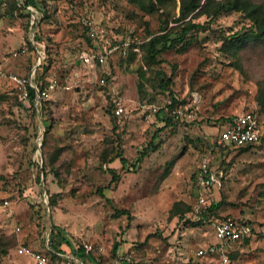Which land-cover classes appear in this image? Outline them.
<instances>
[{
  "label": "rangeland",
  "instance_id": "rangeland-1",
  "mask_svg": "<svg viewBox=\"0 0 264 264\" xmlns=\"http://www.w3.org/2000/svg\"><path fill=\"white\" fill-rule=\"evenodd\" d=\"M175 1L168 8L177 17L180 0ZM38 2L50 13L40 29L53 60L45 83L52 78L58 83L45 97L46 105L35 110L31 101L20 100L9 76H0V252L7 248L0 264H22L25 257L35 264L19 246L37 249L34 239H50L40 214L48 226L61 220L82 228L84 236L92 233L93 238L79 236L78 241L94 245L95 264H220L195 252L215 238L217 223L236 218L264 231V141L247 148L217 149L215 144L229 117L249 109L260 113L264 129L257 99L264 41H252L237 54L225 46L254 29L252 21L242 11L217 17L197 11L193 20L203 26L193 30L192 40L164 51L162 63L148 64L143 45L164 26L163 8L149 14L128 0ZM27 14L5 13L0 58L28 46L36 25L29 29ZM86 18L96 21L99 35L110 41L131 36L139 42L132 40L127 54L117 51L102 65L88 64L80 58L90 44ZM178 24L170 19L171 27ZM26 61L25 56L9 58L3 67L25 75L37 64L35 58ZM162 78H171L170 89L162 87ZM118 97L125 106L121 117L114 113ZM154 107L182 113L161 129ZM117 151L128 155L132 170L120 169L121 179L106 189L112 173L103 158ZM205 159L224 171L221 186L205 190L196 183L195 172ZM200 191L203 205L196 199ZM178 202L184 212L174 215ZM118 209L129 214H117ZM118 217L122 224L116 233L104 237ZM120 240L129 244L116 251ZM229 252L232 264H264L260 238L232 243Z\"/></svg>",
  "mask_w": 264,
  "mask_h": 264
},
{
  "label": "built area",
  "instance_id": "built-area-1",
  "mask_svg": "<svg viewBox=\"0 0 264 264\" xmlns=\"http://www.w3.org/2000/svg\"><path fill=\"white\" fill-rule=\"evenodd\" d=\"M8 5L7 0H0V23L4 18L5 10ZM28 8L32 12V24L37 21L40 16V12L37 8L30 5ZM85 25L87 26L90 35L96 41L95 47L91 51L82 50L80 53V58L88 64L97 66L98 64H104L108 58L114 55L115 52L119 51L122 54H127L128 49L133 41H137L138 38L132 39L131 36L121 39L120 41L116 38L117 41L112 43L105 36L99 35L98 27L96 21L92 18H86L84 20ZM33 26V25H32ZM31 26V29L33 28ZM34 32V31H33ZM31 40L34 42L39 53L37 63H41L45 58V47L44 43H38L34 38V33H32ZM139 42V41H137ZM136 51H139V46H135ZM30 52L28 46H23L20 49H16L11 52L13 56H19ZM34 69L28 74H18L14 72L7 73L3 67V64L0 63V76L7 75L11 81L15 84V87L18 89V95L21 101H26L30 94V87L36 89L37 97H41V101L45 98L50 89L58 83L57 78H52L46 82L43 87H38L36 81V74ZM105 81V79H102ZM36 97V105L39 109L41 101L38 102ZM122 98H115L114 104V113L116 116L121 117L125 113V106L122 103ZM155 112H159V109L154 107ZM182 113V109H173L170 112H165L167 117H179ZM42 141L38 139L39 142ZM264 141V129L262 127L261 115L256 109H249L237 114L232 115L226 126L221 130L219 136L217 137L215 144L217 148H230V147H242L249 144H260ZM223 176V171H219V168L213 167L208 160L200 166L199 174L197 177L198 185L200 188L205 190L212 188L214 185L221 186V178ZM200 204L206 202L205 196H201L198 199ZM254 226L243 220L236 218H228L223 221H220L216 224V235L219 239L218 243L211 244L205 248H200L197 251L199 256L205 255H214L218 254L222 259L224 264L230 263L228 246L235 242H240L245 238L251 236L253 233ZM264 233V231H263ZM82 249L86 253H90L94 250V245L92 243L83 242L81 243ZM102 250V247H98ZM50 250V252H48ZM19 253L26 254L30 256L35 264H76L78 262V257L76 255L65 254L61 251L54 249H47V251L40 249H33L27 245L19 246ZM80 258V257H79Z\"/></svg>",
  "mask_w": 264,
  "mask_h": 264
},
{
  "label": "trees",
  "instance_id": "trees-1",
  "mask_svg": "<svg viewBox=\"0 0 264 264\" xmlns=\"http://www.w3.org/2000/svg\"><path fill=\"white\" fill-rule=\"evenodd\" d=\"M46 1V0H44ZM129 2L135 4L138 6L141 10H143L146 13L153 14L157 11H159L161 8L164 9V12L166 14V18L164 20V26L161 28V31L155 35H153L146 43H144L143 47L145 48L146 52V62L148 64H155V63H162L165 61L162 57V53L170 48L177 47L180 43L189 40L191 41V34L193 30L196 28H199L203 25L201 23H196L193 19L198 17V14L196 12L200 11L202 13H208L212 14L214 17H217L223 12H230V11H242L253 23L254 29L250 31H246L242 34L238 33L237 35L233 36L231 39H228L226 41V49L228 51H232L235 54L246 46L248 43L252 41H264V4L260 2H255L253 0H180V14L179 16L175 17V13H172L169 11V4L171 1L175 2V0H128ZM8 5L6 7L5 13H14L16 11L24 12L26 11L28 14V26L29 29L32 25H36V30L34 32V38L38 43H44L46 45L45 47V58L44 60L38 65L36 68L35 74H36V81L38 84V87H43L45 84V74L47 70L52 65V59L49 55V47L48 44L42 40L41 35V27L43 20L49 16V10L48 5L45 3V5L40 6L38 0H7ZM34 6L39 10L41 13L37 21L33 24L32 23V12L28 8V6ZM192 16L188 18L190 15ZM174 17L175 21L179 23L178 25L171 27L169 25L170 19ZM86 26V25H85ZM87 27V26H86ZM90 44L86 45L85 51H91L95 45L96 41L94 38L90 35H88ZM117 41L116 39H112V43ZM28 48L30 51L36 52L37 48L34 44V42L31 40V38H28ZM28 74V73H27ZM143 74V73H141ZM171 78H162L161 85L164 89H170L171 88ZM143 86V83H140V88ZM36 97L37 92L36 89L33 87H30V94L27 100L31 101L33 108H37L36 105ZM257 99L259 101L260 110H264V79L260 81V87L257 95ZM45 98L42 99L41 104L39 106V109L41 110L45 105L46 102L44 101ZM36 110V109H35ZM260 114V113H259ZM158 118L162 122L161 129H164L165 126H167L169 123L173 122L170 117L166 118V114L164 109L159 110L157 113ZM230 118V117H229ZM229 120V119H228ZM228 122V121H227ZM47 127H49L47 125ZM221 132V131H220ZM220 134V133H219ZM256 145V144H255ZM254 146V144H249L246 147ZM36 149V146H34ZM224 149V148H220ZM147 154L146 151L142 152L140 157L137 159L140 161L145 155ZM117 157H120L122 161L126 164L127 159L125 156H123V153L121 151H117L114 153V155L111 157V159L107 160L108 158H103L104 162H108L110 160H113ZM54 169V165L51 168ZM113 174V180L117 181L120 178V175L114 171L113 169L110 170ZM198 182V181H197ZM32 206L35 205L33 201H30ZM43 206L44 209H46L45 203H39ZM57 204V199L51 195L50 196V206H55ZM181 203L178 202L172 209L174 215H178L179 212L183 211L181 208ZM220 203H213L210 207V210H215L218 208ZM186 208L190 209V205H186ZM209 209H205L204 216H206V212ZM128 210H120L117 213L118 214H126L128 213ZM40 219H42L43 229L45 231L50 228V247H52L54 250H59V247L57 246V240H58V229L57 226L51 222V225L48 226L46 217L43 214H40ZM241 220V219H239ZM246 221V220H243ZM253 225L251 221H247ZM254 226V225H253ZM254 237L260 238L264 240V233L263 231L257 229L254 226L253 233L251 236L245 238L244 240L240 242H248L252 240ZM118 245L115 246V250L117 251ZM3 252H0L2 254H7V248L3 249ZM229 251V249H228ZM50 252V250H48ZM52 253V252H50ZM229 252V257H230ZM230 264H232V259L230 257Z\"/></svg>",
  "mask_w": 264,
  "mask_h": 264
},
{
  "label": "crops",
  "instance_id": "crops-1",
  "mask_svg": "<svg viewBox=\"0 0 264 264\" xmlns=\"http://www.w3.org/2000/svg\"><path fill=\"white\" fill-rule=\"evenodd\" d=\"M12 52V51H11ZM11 52H9V54H7L8 56H3L2 58H0V63L1 64H3L4 66H5V62L9 59V58H17V57H21V56H25V58H27V60L28 61H26L27 63H29V61L32 59V58H35L36 59V62L38 61V56H39V53L38 52H33V51H30V52H28V53H25V54H21V55H19V56H13L12 54H11ZM10 55V56H9ZM12 67H17L18 68V65L17 64H12ZM34 69V68H33ZM32 69V70H33ZM247 146V145H246ZM246 146H242V147H237V148H247ZM217 148V147H216ZM230 148H233V147H230ZM229 148V149H230ZM217 149H219V148H217ZM228 149V148H227ZM122 152V151H121ZM123 153V152H122ZM147 155V154H146ZM145 155V156H146ZM123 156H125V158L127 159V163L125 164L123 161H122V159L120 158V157H117V158H115V159H113V160H110L109 161V164H108V170L110 171L111 169H113L114 171H116L119 175H120V178H119V180L121 179V171H120V169H127V170H132V166H130V164H129V160H128V155L127 154H125L124 155V153H123ZM139 158V157H138ZM137 158V159H138ZM143 159V158H142ZM142 159L140 160V161H138L137 160V163H139V162H141L142 161ZM212 165V164H211ZM213 167H217V168H219V166H217V165H212ZM134 167V166H133ZM199 170H200V167H199V169L195 172V176H194V179L196 180V183H198L197 182V177H198V174H199ZM221 171H223V170H221ZM111 172V171H110ZM112 173V172H111ZM223 175H224V171H223ZM223 177V176H222ZM222 179V178H221ZM118 181V180H117ZM117 181H114L113 180V174H112V179H111V183L107 186V187H105L106 189H110V187L112 186V184L113 183H115V182H117ZM216 186H218V185H214V186H212V188H216ZM219 187V186H218ZM112 188V187H111ZM211 189V188H210ZM104 196H105V194L106 193H102ZM201 196H205V192L203 191V192H199L197 195H196V199H197V202H198V199L201 197ZM200 204V203H199ZM205 204V203H204ZM203 205V204H202ZM122 210V209H121ZM123 210H127V209H123ZM118 211H120L119 209L116 211V212H118ZM129 211V210H128ZM113 212H111V214H112ZM118 214V213H117ZM127 214H129V212L127 213ZM123 215V214H122ZM130 217V216H129ZM115 221L114 222H117V223H113L114 224V229H112V227H111V233L109 232V233H107V232H105V235H104V237H110V236H112V235H114L115 233H116V227H118L119 225H121L122 224V221H121V223H120V221L119 220H122V217H118V218H115L114 219ZM50 225H51V222H50ZM55 225L57 226V229H58V240H57V246L59 247V250L58 251H61V252H63V253H65V254H70V255H76V257H78V262H76V264H95V258L93 257V255L91 254V253H86L83 249H82V247H81V244H80V241H78V239L80 238L79 236H83V237H85V238H89V239H91V238H93L94 237V235L92 234V233H87V234H85V236L84 235H82V228H76V226L75 227H71L70 225H66L65 223H63L61 220H57L56 221V223H55ZM49 230H50V228H49ZM50 235H51V233L48 231V233H47V236H48V238H50ZM101 236V235H100ZM215 236V238L214 239H212V241H210V242H207L206 244H203V245H200V246H198L197 247V249H196V256L197 257H200L201 259H204V258H207L209 261H218V262H220V264H224L223 263V261H222V259L219 257V255L218 254H214V255H205V256H199L198 254H197V251H198V249H200V248H205V247H207V246H209V245H211V244H214V243H218L219 242V239H218V237H217V235H216V230H215V233H214V235H213V237ZM212 237V238H213ZM47 241V242H46ZM46 241H44V240H41V239H34L33 240V245L34 246H36L37 247V249H40V250H42V249H53L52 247H50V244H49V241H50V239L48 240H46ZM129 243L128 242H125V241H121L120 240V242L118 243H115V245H114V248H115V246L116 245H118V249L117 250H119V248L120 247H123V246H126V245H128ZM228 249H229V246H228ZM23 255V254H22ZM24 256V255H23ZM26 256V255H25ZM80 257V258H79ZM27 258L25 257V259H24V263L22 262V264H29L28 263V261L26 260ZM212 262V263H213ZM227 264H230V263H227Z\"/></svg>",
  "mask_w": 264,
  "mask_h": 264
},
{
  "label": "water",
  "instance_id": "water-1",
  "mask_svg": "<svg viewBox=\"0 0 264 264\" xmlns=\"http://www.w3.org/2000/svg\"><path fill=\"white\" fill-rule=\"evenodd\" d=\"M38 65H39V63L36 64L35 69L37 68ZM37 100H38V102L41 101V97H40L39 95H38V97H37ZM41 138H42V135L39 137V139H41ZM41 143H42V141L39 142V145H41Z\"/></svg>",
  "mask_w": 264,
  "mask_h": 264
}]
</instances>
